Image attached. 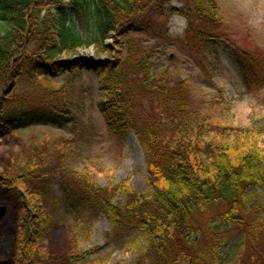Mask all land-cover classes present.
Here are the masks:
<instances>
[{"label":"trees","instance_id":"1","mask_svg":"<svg viewBox=\"0 0 264 264\" xmlns=\"http://www.w3.org/2000/svg\"><path fill=\"white\" fill-rule=\"evenodd\" d=\"M170 1L0 0V140L35 125L74 128L78 118L66 97L19 93V87L64 75L80 78L85 70L71 62L78 49L111 55L109 39L147 33L153 26H142L139 16L145 12L153 23L162 7L186 18L187 44L207 54L220 42L230 45L245 86L264 88V46L240 41L239 26L231 29L216 0ZM127 65L119 57L94 70L103 86L99 110L111 134L137 136L147 192L137 193L127 182L101 187L86 170H74L73 140L34 144L0 176L19 208L15 264L38 261L34 250L50 230V204L66 207L79 222L104 216L133 252L132 264H222L213 246L200 248L210 226H250L246 205L264 193V122L233 128L212 113L225 106L220 96L206 107L195 100L189 79L152 71L143 56L125 78ZM119 195L124 200L117 204ZM29 201L40 203L37 215ZM109 257L94 247L70 254L64 264H107Z\"/></svg>","mask_w":264,"mask_h":264},{"label":"rangeland","instance_id":"2","mask_svg":"<svg viewBox=\"0 0 264 264\" xmlns=\"http://www.w3.org/2000/svg\"><path fill=\"white\" fill-rule=\"evenodd\" d=\"M181 2L171 0L167 4L175 6ZM216 2L225 11L231 29L239 26L240 41L249 44L255 41L254 44L264 46V0ZM149 18L145 12L139 16L142 26L143 22L153 26L147 33L127 37L115 35L109 39L107 44L111 55H99L94 47H89L78 49L73 58L82 56L116 60L122 57L128 64L124 77L127 75L131 78L135 60L143 56L152 71H168L189 79L195 100L204 106L215 104L220 96L225 106L217 105L212 113L224 118L229 126L237 128L253 121L264 122V88L251 91L245 86L233 47L220 42L215 50L204 53L200 47L187 44V21L183 15L170 14L168 9L162 7V11L152 14L153 23L148 22ZM246 26L250 29L249 39ZM69 78L64 75L55 79H40L33 86L26 83L19 87V93L66 97L74 106L78 120L74 128L70 126L60 130L35 125L18 129L0 140V176L12 168L23 152L30 151L34 144L44 140L53 142L66 139L73 140L71 167L74 170H86L101 187L107 186L109 181L115 184L127 182L135 192H147L146 158L137 136L134 132L122 138L111 134L100 113L99 105L103 98L101 77L95 71L86 70L74 81ZM260 147L264 150V135L260 138ZM256 198L246 205L248 228L215 223L219 229L211 225L207 237L200 242V248L207 252L209 246H213L212 255L218 257L222 264H261V256H264V193H257ZM123 200V195L115 197L117 204ZM29 202L32 214L37 215L40 203ZM2 206L6 211L0 219V264H15L19 208L0 182ZM45 210L50 214L51 226L34 250L38 256L35 264H64L70 254L86 252L94 247L101 248L102 254L110 255L107 264L133 263V252L118 240L112 224L104 216L79 222L75 214L61 204H50Z\"/></svg>","mask_w":264,"mask_h":264},{"label":"water","instance_id":"3","mask_svg":"<svg viewBox=\"0 0 264 264\" xmlns=\"http://www.w3.org/2000/svg\"><path fill=\"white\" fill-rule=\"evenodd\" d=\"M71 62L76 65H80L81 69L85 70H97L98 67L103 66L106 63V60L94 59L91 57H76L72 58ZM6 208L0 207V219L3 218Z\"/></svg>","mask_w":264,"mask_h":264}]
</instances>
